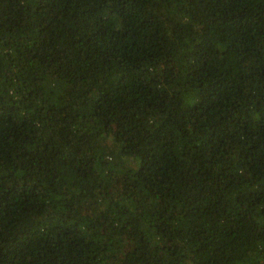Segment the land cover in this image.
Instances as JSON below:
<instances>
[{
	"label": "trees",
	"instance_id": "1",
	"mask_svg": "<svg viewBox=\"0 0 264 264\" xmlns=\"http://www.w3.org/2000/svg\"><path fill=\"white\" fill-rule=\"evenodd\" d=\"M0 264H264V0H0Z\"/></svg>",
	"mask_w": 264,
	"mask_h": 264
}]
</instances>
